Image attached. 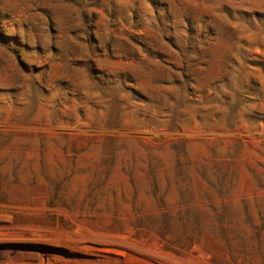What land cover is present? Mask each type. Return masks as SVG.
Instances as JSON below:
<instances>
[{"label":"rangeland","instance_id":"obj_1","mask_svg":"<svg viewBox=\"0 0 264 264\" xmlns=\"http://www.w3.org/2000/svg\"><path fill=\"white\" fill-rule=\"evenodd\" d=\"M0 264H264V0H0Z\"/></svg>","mask_w":264,"mask_h":264}]
</instances>
